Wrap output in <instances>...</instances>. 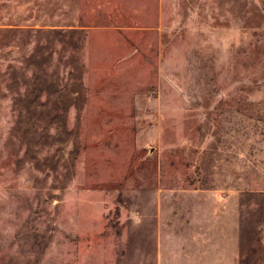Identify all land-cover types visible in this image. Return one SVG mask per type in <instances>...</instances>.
I'll list each match as a JSON object with an SVG mask.
<instances>
[{
    "label": "rangeland",
    "instance_id": "374dc122",
    "mask_svg": "<svg viewBox=\"0 0 264 264\" xmlns=\"http://www.w3.org/2000/svg\"><path fill=\"white\" fill-rule=\"evenodd\" d=\"M191 211L264 264V0H0V264H156Z\"/></svg>",
    "mask_w": 264,
    "mask_h": 264
},
{
    "label": "crops",
    "instance_id": "0c3cea01",
    "mask_svg": "<svg viewBox=\"0 0 264 264\" xmlns=\"http://www.w3.org/2000/svg\"><path fill=\"white\" fill-rule=\"evenodd\" d=\"M183 216L182 236L168 234L174 226L169 221L162 225L165 230L161 229L160 224H156V264L236 263L239 254L236 214L231 212L223 216L217 211L209 214L204 211H191ZM187 230H190L189 234Z\"/></svg>",
    "mask_w": 264,
    "mask_h": 264
}]
</instances>
